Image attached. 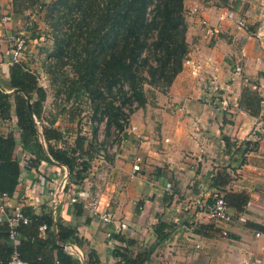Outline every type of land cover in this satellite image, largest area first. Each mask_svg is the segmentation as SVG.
Listing matches in <instances>:
<instances>
[{
	"label": "crops",
	"instance_id": "0c3cea01",
	"mask_svg": "<svg viewBox=\"0 0 264 264\" xmlns=\"http://www.w3.org/2000/svg\"><path fill=\"white\" fill-rule=\"evenodd\" d=\"M11 1L0 0V30H9L10 41L20 34L22 19L11 11ZM183 7L188 53L182 70L130 115L122 142L105 163L92 159L88 177L76 187V203L86 211L74 215L58 166L43 162L37 171L22 173L14 198L0 212V226L24 201L35 214L45 207L55 221L77 226L83 245H65L82 256L94 250L100 264L117 263L112 234L133 240L134 253L150 250L145 264H264V0H184ZM9 48L10 42L2 41L0 79L6 93H11ZM32 70L39 73L33 65ZM245 88L262 99L255 116L240 106ZM47 102L48 97L45 115ZM56 116L54 126L69 130L66 139L72 143L75 120L68 113L64 120ZM138 159L140 169L133 174ZM223 169L230 183L218 190L212 178ZM226 193L247 200L241 212L227 205L228 223L216 222L210 206ZM92 198L110 222L88 209ZM160 223L171 227L158 244L154 229Z\"/></svg>",
	"mask_w": 264,
	"mask_h": 264
},
{
	"label": "trees",
	"instance_id": "16d2710c",
	"mask_svg": "<svg viewBox=\"0 0 264 264\" xmlns=\"http://www.w3.org/2000/svg\"><path fill=\"white\" fill-rule=\"evenodd\" d=\"M14 1L15 4L17 0ZM183 4L184 0H52L45 8L56 31L53 56L63 60L62 65H70L76 77L71 81L68 99L76 94L87 95L93 123L103 121L105 116L109 127L114 125L123 132V106L132 107L125 114L129 120L134 111L147 103L145 86L165 91L172 84L188 53ZM15 6L14 13L21 14L23 10L18 3ZM66 24L68 33L63 31ZM32 64V61L10 64L7 90L20 89L26 93L34 116L28 112L24 95L6 93L0 79V199L3 195L14 198L22 175L19 159L22 154L28 157L27 162L34 171L43 162L67 167L68 185L77 188L82 186L90 170L92 157L80 130L74 132L75 138L69 144L66 139L69 130L62 132L54 126V121L44 120L47 92L40 85ZM108 97L112 102L107 101ZM261 101L258 93L245 88L240 106L255 116ZM68 114L71 121L75 120V111ZM13 117L14 128L9 124ZM93 127L95 135L97 124ZM229 183L230 174L223 169L212 178L211 186L221 190ZM223 198L237 212L242 211L241 205L247 200L246 196L229 193ZM20 203L23 205L20 212L28 222L20 221L15 228L16 246L8 238L6 221L0 226V264H8L14 252L28 264H100L94 250L83 251L80 259L53 244L55 235L59 246L71 243L81 247L77 226L55 221L45 207L35 214L27 202ZM73 208L76 217L86 211L81 203L73 204ZM170 227L162 223L155 227L158 244L167 238L165 230ZM112 235L115 247L111 254L116 264L149 261L150 250L134 253L133 240L122 234Z\"/></svg>",
	"mask_w": 264,
	"mask_h": 264
},
{
	"label": "rangeland",
	"instance_id": "374dc122",
	"mask_svg": "<svg viewBox=\"0 0 264 264\" xmlns=\"http://www.w3.org/2000/svg\"><path fill=\"white\" fill-rule=\"evenodd\" d=\"M14 2V0L11 1V11L13 13L16 10V3H18V6L20 7L19 9L23 10L20 15L15 14L22 18L19 25L20 34H18V36L23 37L27 48L30 45L29 39H32L34 42L33 45H30L32 46L34 53V55L30 57V60L33 62V69L39 70L38 74L37 72L35 73L37 74L39 81L42 83V86H44L43 88L47 92L48 106L46 107L44 120L52 121L56 115H60L61 120H64L65 114L69 111H75L76 124L72 127L81 130L82 135L86 137V145L92 159L100 161L99 157L101 155L108 159L107 157L114 152H107V148L110 147L111 142H116L117 136L115 135V132L117 129L114 125H111L110 127L107 125L108 117L105 116L101 122H92L93 114L89 108L90 101L88 100L87 95L76 94L68 99L71 81L76 77L74 70L70 65H62L63 60L53 56L54 36L56 31H54L51 20L48 17V11L45 9L52 2V0H17L15 4ZM59 30L62 31L61 28H59ZM63 31L67 33L69 32L68 24L63 26ZM9 36V30L8 32L4 30L2 33V41L7 42L8 45L9 42L11 43ZM66 60L67 59H65V62ZM144 91L148 102L154 100L158 96V91L163 90L145 86ZM107 101L112 102V98L108 97ZM116 104H118V102H116ZM122 108L124 118L121 120V124L126 126L127 119L125 118V114H128L129 109L132 107L123 106ZM98 118L99 115H97L96 118L94 117L96 121ZM9 124L12 128H14V122L10 121ZM96 124V133L93 135V126H96ZM119 133L122 136V132L119 131ZM70 141L69 144L71 143Z\"/></svg>",
	"mask_w": 264,
	"mask_h": 264
},
{
	"label": "built area",
	"instance_id": "2783aa9c",
	"mask_svg": "<svg viewBox=\"0 0 264 264\" xmlns=\"http://www.w3.org/2000/svg\"><path fill=\"white\" fill-rule=\"evenodd\" d=\"M193 13H195V10H193ZM201 25L207 28V23L205 20H201L200 21ZM243 27L242 24H238V29H241ZM264 28V25L262 26ZM207 33H211L210 29L207 28L206 30ZM2 44V32L0 30V46ZM9 56H10V64L11 63H15V64H25L27 62L30 61V57L28 56V54L26 53V44L23 40L22 36H18L16 35V37L11 41L10 43V48H9ZM235 71L237 73L241 72V67H236ZM39 80V78H38ZM39 83H41L39 81ZM37 124H39L38 121H36ZM127 124H128V120H127ZM127 127L124 126V129ZM117 139L116 142H111V145L109 148H107V152H115L118 145L122 142V136L119 133V131L117 130L115 132ZM120 138V139H119ZM119 139V140H118ZM118 140V141H117ZM168 140H165V142H167ZM28 157L23 155L20 159V168L22 173L25 172H29L32 171V168L30 166V164L27 162ZM100 161L102 163H105V157L103 155H101L99 157ZM54 165L58 166L59 168V172L57 171V175H61V189L64 190L67 187V193L70 195V204L76 203L78 201L77 199V193H76V187L73 185H68L69 184V171L67 169V167L62 166V165H58L57 163H55ZM140 169L139 167V159L137 160V162L133 165L132 167V173H136L138 172ZM20 182V179H19ZM8 198L3 195L2 198L0 199V212L1 213H5V209L6 207H8ZM88 209L93 213V214H97L99 213L101 215V220L105 223L110 222V216L106 213V212H100L99 211V203L97 201L96 198H92L89 201L88 204ZM209 217L210 219L216 221V222H220V223H228L230 221V217L228 215V207H227V202L224 200L223 197L221 196H216L213 204L210 206V210H209ZM22 222L23 224H27V219L24 218L20 212V208H16L15 211L10 214L7 215L6 217V223L8 225L9 228V234H8V238L9 240L12 242L13 246H16L18 241H17V232L15 231V228L17 227L19 222ZM45 226H43L40 230H44ZM257 237L260 236V234H256ZM64 250L70 254V255H74L78 258H82L83 256L81 255V253L79 252L78 249H76L73 246L70 245H64ZM8 264H28L27 262L21 260L18 256V254L16 252L13 253V255L11 256Z\"/></svg>",
	"mask_w": 264,
	"mask_h": 264
},
{
	"label": "water",
	"instance_id": "95a60500",
	"mask_svg": "<svg viewBox=\"0 0 264 264\" xmlns=\"http://www.w3.org/2000/svg\"><path fill=\"white\" fill-rule=\"evenodd\" d=\"M11 93H16V94H19V93H20V94L24 95V97H25V99H26V101H27L28 112H29V114H30L31 116H34V115H33V112H32V107H31V100H30V97H29L26 93H24L23 91H21L20 89H15V90H13ZM52 240H53V244H54L55 246L64 249V246H59V245L57 244L56 236H55V235H53Z\"/></svg>",
	"mask_w": 264,
	"mask_h": 264
}]
</instances>
